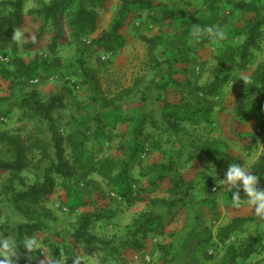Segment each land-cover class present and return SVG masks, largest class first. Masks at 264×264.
<instances>
[{"label": "trees", "instance_id": "trees-1", "mask_svg": "<svg viewBox=\"0 0 264 264\" xmlns=\"http://www.w3.org/2000/svg\"><path fill=\"white\" fill-rule=\"evenodd\" d=\"M23 1L10 0L3 3L10 9V13L0 15V46L14 44L10 32L23 26ZM204 1L209 7L210 16L216 0ZM224 1L248 17L239 26L223 29L226 38L218 39L220 46L215 56L216 65L211 70V79L204 85L195 87V91L204 99L217 96L233 70L242 68L250 59L251 49L257 47L262 36L261 29L264 27V0ZM99 2L52 0L32 13L45 22L51 21L58 36L62 34L60 20L65 16L72 36H78L81 30L93 25L92 13L86 8V4H89V8H94ZM134 6L150 8V4L143 0H119L118 15L109 29L92 40L96 49L108 53L121 47L120 31ZM195 22L201 26L211 24L209 19L198 18ZM37 36V40L33 39L24 44L25 48L31 50L41 33ZM235 38L241 42L238 45H229L228 41ZM141 40L147 45L149 53L161 46L159 35L152 38L142 36ZM52 42H55V39ZM8 65L10 68L0 64V77L7 83L9 91L0 102L5 103L7 110H20L23 119L31 121L32 126L24 137L0 132V175H7L1 195L3 198H9L16 216L20 219L12 223L5 237L11 235L17 242L26 237H34L43 248L50 250L53 259H59L58 264H73L77 258L78 264H86L88 258L94 259L96 264H128L125 259L127 252H142L150 237L167 235L166 239L155 245L159 254L158 262L176 264L178 255L193 257L205 246L224 245L233 234L244 232L246 226L254 222L251 217H234L213 234L205 225L204 217L213 213L214 203L208 198L197 200L191 182L178 172L175 157L180 155V151H185L187 162L221 160L225 167L230 163H240L215 146L195 145L184 141V126L196 124L206 110L201 103H192L183 98L182 89H179L183 81L168 77L161 85H153L157 90L155 101L159 112L158 119L144 117L141 124L133 128L128 139L124 133L120 136L114 155L92 160L86 156L88 137L85 127L92 122V136L95 139L103 136L102 117H96L100 116V113L93 117H71L66 123L68 130L61 134L57 123L61 117H57V114L68 109L71 88L62 83L50 92L45 100L35 91L27 93L24 90L26 80L36 73L53 74L64 68V64L58 58L46 61L37 56L24 59L20 55H14ZM73 75L89 93L91 103L97 105L100 111L116 114V120H127L119 115L121 110L117 103L102 96L98 79L84 62L77 60ZM249 82L250 92L252 88L264 84V60L253 72ZM167 90L180 94L178 102L168 101ZM146 123L158 132L166 134L167 140L164 142H170L176 156L169 157L165 163H152L144 168L143 165H137V158L144 149L140 137L143 130L140 125ZM46 133L50 134L48 141L44 139ZM152 143L161 147L163 141L158 137L152 139ZM246 145H249V141ZM135 168L138 169V174L133 176ZM249 169L260 177L259 185L262 186L264 145L261 154ZM28 171H34L31 182H27L23 175ZM97 178L100 181L96 180ZM138 180L141 183L135 185ZM143 180H146L145 186ZM101 184L112 190L116 197L128 206L138 202L145 204V210L126 226L122 236L105 238L93 231L96 223L109 222L112 219V211L96 208L80 213L74 222H63L46 206L49 197L58 187L69 196L76 192L74 185L97 192L101 190ZM157 189L163 195L156 194L154 191ZM178 217L181 220L180 229L166 234V228ZM248 240L242 241L239 247L228 245L226 258L221 264H236L238 259L245 261L254 254L258 237ZM19 252L15 264L36 263L32 253H25L23 248Z\"/></svg>", "mask_w": 264, "mask_h": 264}, {"label": "rangeland", "instance_id": "rangeland-1", "mask_svg": "<svg viewBox=\"0 0 264 264\" xmlns=\"http://www.w3.org/2000/svg\"><path fill=\"white\" fill-rule=\"evenodd\" d=\"M6 1L10 0H0V15L10 13V9L3 4ZM51 1H23L24 22L18 30L24 33L25 39L22 42L13 40L12 45L0 46V64L10 68L8 63L14 55H20L24 59L37 56L46 61L58 58L64 64V68L53 74L36 73L26 80L24 90L27 93L35 91L45 100L48 94L62 83L71 88L68 109L57 114V117H61L57 122L61 134L68 130L66 123L71 117L84 115L93 117L100 113V116L96 117H102L103 136L98 139L92 136V122L85 127L88 137L86 156L89 159L96 160L114 155L123 133L128 139L133 128L141 124L144 117L158 119L159 112L155 101L157 90L153 85H161L168 77H172L177 81H183L179 89H182L186 101L201 103L206 110L196 124L184 126V141L195 145L215 146L248 168L256 161L264 145V84L252 88L250 92L249 78L264 60V27L261 29L262 36L257 47L251 49L250 59L242 68L233 70L217 96L204 99L195 91V87L204 85L211 79V70L216 65L215 56L220 45L218 39L214 37L200 39L194 37L192 32L196 25L195 20L209 19L210 25H218L225 30L234 25L239 26L248 15L236 11L224 0H216L210 16L209 7L204 0H143L150 4V8L134 6L130 10V16L120 31L121 47L107 53L96 49L92 40L109 29L118 15L119 0H99L94 8H89L87 6L89 4H86V8L92 13L93 25L81 30L78 36H72L65 16L60 20L62 34L58 36L51 21L45 22L32 13ZM212 17L214 18L211 19ZM15 31L17 30H11L12 37ZM39 33L41 36L33 48L31 50L25 48L24 44L36 39ZM158 35L161 46L149 53L141 37L152 38ZM53 39L55 42H52ZM240 42V39L235 38L229 40L228 44L238 45ZM77 60L84 62V65L95 74L102 96L119 105L121 110L119 115L126 117V121L116 120V114L100 111L97 105L91 103L89 93L73 75ZM6 84L0 77V99L9 93ZM166 97L168 101L178 102L180 94L167 90ZM31 126L32 122L23 119L20 110L15 108L7 110L5 103L0 102V132L24 137ZM140 126L143 130L140 137L144 149L138 155V166L143 165L146 168L152 163H165L169 157L176 156L170 142H164L167 140L164 132H158L148 123ZM44 137L48 141L50 134L46 133ZM158 137L163 141L161 147H156L152 143V139ZM185 155V151H180V155L175 157L178 172L191 182L197 200L208 198L214 203L213 213L204 217L205 225L213 234L234 217H251L254 222L246 226L244 232L233 234L224 245L205 246L193 257L180 254L175 263L221 264L226 258L225 251L228 245L239 247L242 241L247 242L250 238L258 237L255 253L245 261L238 259L236 264H264V219H259L249 207L232 206L231 193H228L220 182L228 167H225L221 160L187 162ZM33 174L34 171L23 173L27 182L32 181ZM132 174L136 176L138 169L135 168ZM6 178V174L0 175V234L3 236L10 231L12 223L20 221L9 198H3L1 195ZM145 181L143 180L144 186ZM140 183L138 180L135 185ZM258 187L264 189V183L262 186L258 184ZM74 188L76 192L69 196L59 187L56 188L47 201V208L63 222H74L80 213L96 208L112 211L113 217L109 222L96 223L93 226V231L105 238L113 235L122 236L126 226L145 210V204L142 202L128 206L103 184L101 190L97 192L81 185H74ZM154 192L163 195L158 189ZM241 195L243 196L242 191ZM180 227V218H175L173 224L166 228V234L177 231ZM166 236L150 237L142 252H127L125 255L127 263L159 264V254L155 245L166 239ZM32 255L35 257V264H50L47 258H53L50 250L43 248L39 243ZM86 264H96V261L88 258Z\"/></svg>", "mask_w": 264, "mask_h": 264}, {"label": "clouds", "instance_id": "clouds-1", "mask_svg": "<svg viewBox=\"0 0 264 264\" xmlns=\"http://www.w3.org/2000/svg\"><path fill=\"white\" fill-rule=\"evenodd\" d=\"M192 35L197 39L214 37L223 40L226 38L225 32L218 25H195ZM12 39L22 42L25 35L17 30ZM259 179L260 177L253 174L247 166L240 163H230L224 178L220 182L225 186L228 193H231L233 207H249L259 219H264V189L258 187ZM37 243L34 237H26L23 241L17 242L11 235L5 237L0 234V264H15V258L19 257L21 248L24 249L25 253H34ZM47 259L50 264H58L59 259L52 257ZM146 259L150 258L146 257ZM73 264H78V258L73 261Z\"/></svg>", "mask_w": 264, "mask_h": 264}]
</instances>
